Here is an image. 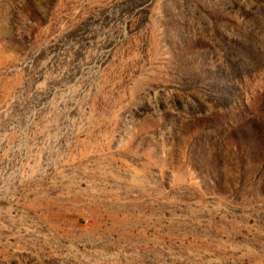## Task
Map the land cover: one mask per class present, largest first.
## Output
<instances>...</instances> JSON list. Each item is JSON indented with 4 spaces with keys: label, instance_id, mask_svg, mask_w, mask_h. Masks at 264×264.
Segmentation results:
<instances>
[{
    "label": "rangeland",
    "instance_id": "1",
    "mask_svg": "<svg viewBox=\"0 0 264 264\" xmlns=\"http://www.w3.org/2000/svg\"><path fill=\"white\" fill-rule=\"evenodd\" d=\"M0 264H264V0H0Z\"/></svg>",
    "mask_w": 264,
    "mask_h": 264
}]
</instances>
